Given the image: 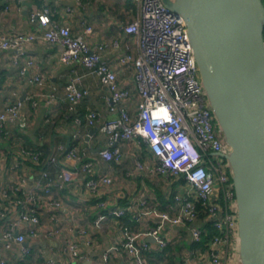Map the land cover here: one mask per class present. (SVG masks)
Segmentation results:
<instances>
[{
  "label": "built area",
  "instance_id": "2783aa9c",
  "mask_svg": "<svg viewBox=\"0 0 264 264\" xmlns=\"http://www.w3.org/2000/svg\"><path fill=\"white\" fill-rule=\"evenodd\" d=\"M0 1L6 11L11 4L21 6L26 2ZM51 1L59 4L64 0ZM71 1L75 5L64 9L65 17L72 15L74 7L81 3V0ZM130 1L137 13L121 26L124 41H104L91 49L85 38L93 33L92 27H84L82 34L74 35L68 25L53 20L56 8L35 6L30 21L36 30L32 34L0 37V50L22 51L41 38L62 48L61 63H79L88 74L96 76L107 93V112L112 117L100 120L99 115L91 111L83 121L76 117L74 123L80 129L92 128L101 122L98 133L105 137V143L97 152L98 158L105 163L119 161L123 147L142 142L155 166L146 168L138 162L136 168L139 171L176 177L185 183L186 188L180 189L174 196L173 204L165 210L155 206L142 210L140 215L152 214L172 226L184 227L189 231L192 242L196 243L205 233L199 225L208 221L212 224L218 234L207 244V249L204 252L193 250L181 264H241L236 200L233 184L227 178L229 165L226 157L231 149L220 135L218 122L203 89L186 22L181 15L170 11L162 0ZM132 40H135V52ZM107 51H120L114 65L104 59L103 54ZM15 62L19 64L17 60ZM33 67V61L26 60L19 68V75L27 76ZM120 71L132 76L137 96L134 112L129 109L133 100L132 87L118 81ZM31 79L36 87L41 89L44 86L42 75L33 74ZM79 84L80 77H76L68 81L64 88L71 112L87 94ZM45 100L47 104L54 103V94ZM22 110L23 104L16 102L0 111V128L13 125L25 127ZM86 133L85 136H89ZM28 162L39 165L40 154L23 150L12 169ZM46 165L52 166L56 174L51 178L45 166L39 173L40 181L34 187L40 192L32 189L27 201L12 200L5 193L0 196V244L6 249L12 244L20 246L26 239H51L61 234L58 213L62 210L63 200L54 198L56 191L82 183L89 194L96 195L102 187L113 182L110 176L96 170L95 160L79 154L76 146L59 147L48 158ZM22 186H17L15 190L20 191ZM198 202L205 214L202 223L200 211L196 209ZM36 203L49 212L50 228L44 229L42 211L37 212L32 207ZM101 207L107 209L104 204ZM125 213L124 209L109 208L107 214L99 215L94 224L100 227L107 216L121 218ZM120 231L121 247L127 256L134 264H148L146 254L151 252L150 246L145 241H139L138 235L128 227L120 226ZM146 235L155 239L159 250L168 245L161 226H156ZM66 250L72 261L81 260V252L75 243L68 242ZM22 253L28 252L22 249ZM49 264L58 263L51 261Z\"/></svg>",
  "mask_w": 264,
  "mask_h": 264
},
{
  "label": "crops",
  "instance_id": "0c3cea01",
  "mask_svg": "<svg viewBox=\"0 0 264 264\" xmlns=\"http://www.w3.org/2000/svg\"><path fill=\"white\" fill-rule=\"evenodd\" d=\"M74 5L71 0L59 4L51 0H26L21 6L11 4L6 11L0 1V37L32 34L36 30L30 21L33 7H52L57 11L53 20L68 25L74 35L82 34L84 27H92L93 33L85 39L90 48L94 49L100 42L115 39L124 41L121 26L131 21L137 13L130 0H81L80 5L74 7L72 15L63 16L64 9ZM132 49L134 52L137 50L135 40H132ZM61 50L60 46L41 38L31 42L22 51L0 50V111L10 104L20 102L23 104L22 114L26 121L25 127L13 125L0 128V196L5 193L12 200L25 202L32 189L40 192L34 188L40 181V171L46 166L51 178L56 174L52 166L46 165L48 158L59 147H69L72 143H75L79 154L95 160L96 170L110 176L113 182L110 186L102 187L96 195L89 194L82 183L56 191L54 198L63 200L62 210L58 213L61 234L51 239H26L22 245L12 244L9 249L0 244V264H49L51 261L58 264H134L121 247L120 226L128 227L138 235L139 241H145L150 246L151 252L146 254L148 264H181L193 251L189 231L163 222L158 216L149 214L143 217L140 213L155 206L165 210L164 203L158 199L159 193L167 200L171 195L179 193L181 188H186L185 184H178L173 189V183L180 179L173 177L169 184L163 185L159 174L139 171L136 168L138 162L146 168H154L155 161L150 153H142V146L136 143L122 148L119 161L105 163L98 158L97 152L105 143V137L98 133L101 122L92 128L79 129L71 119L72 115L67 112L64 88L68 81L80 77L79 86L87 94L78 106V113L85 116L93 111L99 115L100 120L112 117L107 112V93L97 77L88 74L79 63H61ZM119 54L120 51H107L103 57L114 65ZM28 59L33 61L34 67L27 76H20L19 68ZM16 60L19 64H16ZM33 74L44 77L45 83L41 89L32 83ZM118 81L132 87L133 100L129 109L134 112L137 96L133 90L131 74L120 71ZM52 94L55 102L47 104L45 99ZM91 131H94L92 135L85 136L86 132L90 134ZM220 135L222 137L221 130ZM23 150L41 154L40 164L22 163L13 170ZM22 184L21 190L16 191L17 186ZM101 204L107 209H124L126 213L121 218L107 216L100 227H96L94 222L97 217L107 214V209L102 208ZM32 207L37 212L42 211L44 229L50 228L47 209L44 211L37 203ZM156 226L162 227V235L168 239V245L163 250L157 249L155 239L146 235ZM68 242L78 246L81 260L72 261L66 250ZM22 249L28 253L23 254Z\"/></svg>",
  "mask_w": 264,
  "mask_h": 264
},
{
  "label": "water",
  "instance_id": "95a60500",
  "mask_svg": "<svg viewBox=\"0 0 264 264\" xmlns=\"http://www.w3.org/2000/svg\"><path fill=\"white\" fill-rule=\"evenodd\" d=\"M254 2L256 18L242 5ZM187 25L200 79L231 149L226 157L235 194L241 264H264V6L262 0H162ZM245 18L243 58L227 8ZM234 3L235 5H233ZM91 131L89 135H92Z\"/></svg>",
  "mask_w": 264,
  "mask_h": 264
},
{
  "label": "trees",
  "instance_id": "16d2710c",
  "mask_svg": "<svg viewBox=\"0 0 264 264\" xmlns=\"http://www.w3.org/2000/svg\"><path fill=\"white\" fill-rule=\"evenodd\" d=\"M262 3H263V6H264V0H262ZM263 39H264V29H263ZM78 107L75 109V111L74 112H71V111H69L68 110V107H67V112L68 113H70V115H72L71 116V119H73L74 120V122H75V118L76 117H79V118H81L82 119V121L84 120V117L85 116H83V115H80L79 113H78ZM140 145H142V147L143 148H145L146 149V145L145 144H143L142 142H140ZM68 146H75V143H72L71 145H68ZM41 155V154H40ZM229 172V171H228ZM229 181H230V183H232V178H231V176L229 175ZM178 184H181V185H184L185 183H184V181L182 180V179H180L179 181H175L174 183H173V189L178 185ZM159 197H158V199L160 200V202H162V203H164L163 204V208H166L167 207V205H171V204H173V202H174V196L175 195H171L167 200H164V196L162 195V194H160L159 193V195H158ZM196 209L198 210V211H200V215H199V219H200V222L202 223V222H204V218H205V214H203L201 211L203 210V207L201 206V203L200 202H198V203H196ZM200 227L202 228V229H204L205 231V233L202 235V237H201V240H200V242H193L192 244V250H196V249H199V250H202V251H205L206 249H207V244L211 241V239L215 236V235H217L218 234V232L216 231V229L215 228H213V226H212V224L208 221V222H204V223H202L201 225H200ZM166 248V247H165Z\"/></svg>",
  "mask_w": 264,
  "mask_h": 264
},
{
  "label": "bare ground",
  "instance_id": "6f19581e",
  "mask_svg": "<svg viewBox=\"0 0 264 264\" xmlns=\"http://www.w3.org/2000/svg\"><path fill=\"white\" fill-rule=\"evenodd\" d=\"M233 5H235L234 3H232ZM230 5L227 8V12H228V17H230L231 20V27H232V35L236 44L237 49L240 52V55L243 58H247L248 56V49H249V42H248V35H247V26L245 25V23L239 18L238 14L233 10L234 7H231V3L228 4ZM243 9L247 10L248 13H250L252 15L253 13V17L254 19L256 18V6L255 3L252 2H248L245 5H242ZM233 8V9H232Z\"/></svg>",
  "mask_w": 264,
  "mask_h": 264
},
{
  "label": "rangeland",
  "instance_id": "374dc122",
  "mask_svg": "<svg viewBox=\"0 0 264 264\" xmlns=\"http://www.w3.org/2000/svg\"><path fill=\"white\" fill-rule=\"evenodd\" d=\"M239 16V18L245 23L246 21H245V18H244V16H242V15H238ZM251 16V14L249 13V17ZM246 26H247V24H245ZM142 146V145H141ZM147 148V147H146ZM141 149H142V153H144V152H148L149 153V151H148V149H145L144 150V148L143 147H141ZM228 165H229V163H228ZM229 170V172L227 171V178L229 177V175L231 176V170H230V166H229V168H228ZM172 179H173V177H171V176H168V177H162L161 178V180H162V184L164 185V184H169L171 181H172Z\"/></svg>",
  "mask_w": 264,
  "mask_h": 264
}]
</instances>
